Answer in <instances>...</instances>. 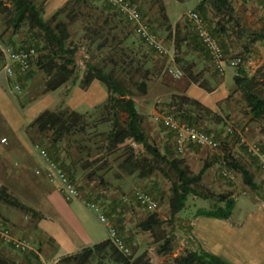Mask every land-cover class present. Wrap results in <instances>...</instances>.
I'll list each match as a JSON object with an SVG mask.
<instances>
[{"label": "rangeland", "instance_id": "rangeland-1", "mask_svg": "<svg viewBox=\"0 0 264 264\" xmlns=\"http://www.w3.org/2000/svg\"><path fill=\"white\" fill-rule=\"evenodd\" d=\"M0 1L9 5L8 0ZM34 1L38 6L46 9L44 16L48 19L54 10L62 7L68 0ZM202 1L206 13L204 15L206 27L221 45L225 56L230 59L240 58L241 64L239 65L247 66V74L249 75L255 70L253 75L261 81L264 74V41L259 38L252 42L249 35H254L264 29V2L262 0H230L234 19L229 22H226V17L213 14L208 0H134V3L148 19L153 31L171 49L173 58L170 61L168 57L154 53L136 36L117 7L106 4L103 0H88L86 3L79 4L76 20L69 26L71 34L69 41L78 48L75 54L77 66L73 77L64 83L65 86H59V90L44 92L47 76L43 68L36 64V58L40 53L38 50L29 70L24 74L20 91L7 84L5 88L7 96L11 99L10 101H16V97H18L20 103L27 105L29 109L41 108L45 105V101L57 103L58 100H61L55 111L64 108L72 110L65 104V101L68 99L80 101L84 98L87 88L83 90L79 86V77L86 60L96 62L105 70H111L116 76L122 78L125 84L131 88L133 81L143 80L146 82L147 91L141 93L132 88V97L135 105L137 104L138 108L144 112L143 130L158 149L164 152L167 146H172L171 134L160 123L154 121L153 114L169 112L178 116L177 100L171 99V96L185 94L183 88L187 79L182 69L183 76L181 78L171 76L167 69L172 64L177 66L175 59L180 58L185 64L192 66L197 79L206 85V89L211 87L210 84L215 85L221 76V72L216 70L212 58L196 40L194 26L186 17V13L196 9L198 2ZM88 12L98 16V22H102L106 15L112 18L109 31L103 28L98 36L94 37L95 43L90 42L87 37L89 33L86 26L91 22L89 15H86ZM62 17L64 18L63 15ZM58 18L60 19L59 16ZM217 20L225 25L227 30L225 33L219 32L217 29ZM235 20L239 24L238 26L234 24ZM175 36L185 38L180 41L179 50H176L172 44ZM104 38H107L103 41L104 47L96 48V44L102 42ZM24 41L30 42L26 28L22 27L17 33L12 32L6 15L0 12V61L2 48L19 46ZM237 66L234 67L235 70ZM211 70L216 71L218 76L205 79L203 71L210 72ZM228 72L233 73V68H229ZM261 87L264 89V81ZM231 94L234 95V100L230 110L224 111L221 107L212 109L206 106L204 109L194 108L198 114L195 117V123L198 127L216 135L219 141L218 148L207 149L190 146L184 153L175 154V156L182 158L194 173L202 167L204 162H211V166L203 174L196 189L215 193H230L237 201L231 216L227 220H215L214 226L209 225L210 228L207 231L210 232L220 227L230 231L229 247L227 248L229 263L259 264L264 263V171L260 169L254 158L247 155L239 142L238 133L264 150V123L249 118L250 115L244 100L237 93L232 92ZM35 99L37 101L34 102ZM105 100L98 104L96 109L91 108L87 111L93 117L88 121L87 128L83 133L78 132L56 145L50 143L49 133L40 134L34 128H29L28 134L33 139L34 145L54 154L65 168L70 167L67 173L68 175L72 174V182L79 190L78 198L94 202L99 208V211H96L86 203L83 204L88 210H91L93 218H90V221L85 223L86 225L93 226V230L102 232L105 237H108V227L98 217L100 212L110 224L112 223L119 230L120 236L131 248L132 256L144 252L146 254L144 258L148 264H151V259L153 260L152 264H172L174 253L180 254L185 249L200 247L191 231L190 221L194 218L197 208H209L216 200L214 197L195 198L189 195L184 209L176 214L173 223L170 224L168 200L171 180L167 179L154 166L155 160L151 155L145 153L140 144L135 143L132 144L134 149L132 155L124 153L123 150L110 155L104 154L103 132L110 127V121L108 116L103 118L105 121L102 119L100 121L97 118L101 114L106 115V112L101 108ZM191 109H193L192 106ZM21 114L24 115L22 111ZM96 119L99 123L94 125L93 121ZM227 127H232L234 133H227ZM0 133L6 136L8 134L3 129H0ZM35 150L38 154V148ZM226 154H230L250 167L254 180L259 185L256 191L242 183L239 173L226 167L223 160ZM123 166H148V168L144 172L145 175H140V169L131 171V167L124 168ZM28 167L26 173L21 174V177L14 178V174L10 176L12 179L8 177L9 185L16 184V186H11L7 190L19 201L34 208L33 206L37 205L35 198L37 190L35 185L30 184L31 181L40 179L39 175L41 174L35 173L37 168L34 169V166ZM3 175L0 174L1 179L4 177ZM48 182L50 181L48 180ZM50 184L53 183L50 182ZM138 189L146 190L153 196L156 202L154 210L147 211L135 201L133 194ZM247 200H249L248 203ZM3 211L11 214L14 220L7 221L0 216V224L10 227L16 236L29 240L31 245L29 251L38 254L43 264H53V261L56 260V256L52 254L55 244L50 239L51 237L42 235V230L37 228V216L25 213L0 200V212ZM152 212L156 213L163 222L161 227L155 229V233L158 235L169 233L173 236L175 249L169 255L156 254L157 243L154 241V236L147 231H142L139 227V223ZM219 239L221 240V236ZM29 251L19 252L0 240V256L11 260L14 264H28L25 254ZM97 261L93 260L90 264H98ZM100 264L112 263L106 258L102 259Z\"/></svg>", "mask_w": 264, "mask_h": 264}, {"label": "trees", "instance_id": "trees-1", "mask_svg": "<svg viewBox=\"0 0 264 264\" xmlns=\"http://www.w3.org/2000/svg\"><path fill=\"white\" fill-rule=\"evenodd\" d=\"M87 1L88 0H68L62 7L54 10L48 19L44 16V9L41 6H38L34 0H8L9 5H5L0 1V12L6 15L12 32L17 33V31H19L22 27H25L26 32H28L30 36V42L32 44L24 41L21 45L14 47H33L35 52L38 50L40 51L38 56L36 54L37 58L36 56L35 58L36 64L43 68L47 76L44 92H50L57 89L75 74L77 66L75 54L78 48L69 41L71 35L69 26L76 20V16L78 14L77 8L79 7V4L86 3ZM127 1L135 4L134 0ZM208 4L215 16L226 17V22L233 21V7L230 0H208ZM138 9L141 12L139 7ZM193 10L197 11L205 21L204 15L206 13L203 1L198 2L196 9ZM141 14L145 17L142 12ZM86 15H89L91 20L90 24L86 26V30L89 33L87 34V37H89L90 42L95 43L94 37L96 35L98 36L103 28H106L107 31H109L111 28L110 24L112 18H109L106 15L102 22H98V16H95L93 13L88 12ZM234 22L237 26L239 25L236 20ZM127 24L129 23L127 22ZM216 26L219 32L222 31L225 33L227 31L225 25L220 20H217ZM195 36L198 43L202 46V48H204L196 31ZM249 36L251 37L250 41L252 42L259 38L264 41V29H261L258 33ZM106 39L107 38H104L102 42L96 44V48H103V41ZM184 39L185 38L177 36L174 37L172 44L176 50L180 49V41ZM222 51L224 50L222 49ZM34 59L30 62V66ZM175 62L177 66L183 70L184 76L189 81L197 84L199 87H205L204 83L197 79L191 65L185 64L182 60H180V58H176ZM27 71L20 72L15 69V79L19 82L20 89L22 88V83L24 81V74H26ZM93 80L101 82L108 92L107 98L101 106L104 112H106V115L101 114V116L97 118L100 121L101 119L102 121H105L103 118L108 116V120L110 121V127L103 132L102 139L104 143V154L110 155L123 150L124 153L132 155L134 151L132 144L135 143L140 144L144 152L151 155L152 159L155 160L154 166L157 167V169H159V171L162 172L167 179L171 180L170 197L168 200L169 223L172 224L176 214L184 209L189 195H192L195 198L214 197L216 200L209 208H197L194 212L195 217L204 216L216 219H227L230 217L235 206V199L230 193H215L211 191H199L196 189V186L200 183L203 174L211 166V162H204L202 167L194 173L182 158L175 156V154L179 153L176 152L171 132L172 146H167L165 151L162 152L158 149L154 142L149 139L143 130V114L136 109L135 101L132 96L134 88L141 93H145L147 91L146 82L143 80L139 82L133 81L131 84L132 89L130 86L125 84L122 78L116 76L111 70H105L103 66L98 63L86 60L82 74L79 77V86L84 90ZM233 81L234 88L232 92L239 94L244 100L247 112L251 116V119L264 123V89L261 87L262 82L264 81V74L261 77V82L255 75L249 76L243 65H238L236 67L235 75L233 76ZM171 99H175V101L177 100V105L179 107L177 113L178 116L173 115L180 121L198 126L195 123V117L198 116V114L195 112L194 108L204 109L205 106L198 100L185 94H173ZM97 106L95 107L97 108ZM191 106L193 109H191ZM92 117L91 113L87 111L80 113L66 108L59 111L45 109L29 124L28 129L34 128L40 134L49 133L50 143L52 145H56L62 140L69 139L70 137L76 135L78 132L83 133V131L87 128L88 121ZM97 119L93 121L94 125L99 123ZM205 131L213 134L217 139L214 133L207 130ZM190 146L198 147L195 145ZM50 154L68 175L67 171L70 170V167L67 166V168H65L58 157L54 156L52 153ZM223 160L229 170L240 174L241 181L244 185L253 191L258 189L259 185L254 180L253 173L248 166L230 154H226L223 157ZM123 167H131V171L138 168L141 170L140 175H145L144 172L148 168V166ZM71 175H68V177L71 181H73ZM144 191L153 198L148 191ZM0 200L8 205L19 208L25 213H31V215L37 216V220L41 218L40 213L11 195L6 186H4L1 182ZM89 202L90 201L86 200V203ZM162 223L163 222L158 218L157 214L152 212L139 223V227L142 231H147L154 236V241L157 243L155 246L156 254L169 255L175 249L173 236L169 233L167 235H158L155 233V229L161 227ZM111 225L113 226L112 223ZM113 228L117 236L122 240L124 248H126L127 251L119 249L112 242V240L107 237L105 240L92 246H86L76 252L62 255V257L58 259L55 264H90L93 260H98L97 263L100 264L101 260L106 258L112 264H148V261L144 258L146 255L144 252L132 256L131 248L120 236L119 230H117L115 226H113ZM50 239L52 240V238ZM25 259L28 264H43L38 254L33 251H29L25 254ZM172 262L174 264H231L218 255L205 251L201 247H198L197 249H185L180 254L174 256L172 258ZM0 264L14 263L11 260L0 256Z\"/></svg>", "mask_w": 264, "mask_h": 264}, {"label": "crops", "instance_id": "crops-1", "mask_svg": "<svg viewBox=\"0 0 264 264\" xmlns=\"http://www.w3.org/2000/svg\"><path fill=\"white\" fill-rule=\"evenodd\" d=\"M44 10L46 12V9ZM246 67L247 66L244 65L247 72ZM229 68H233V73L228 72ZM254 71L249 74V76L253 75L255 73ZM235 72L236 70L234 67L225 66L220 74L219 81L215 85L210 84L211 87L208 89H206V87H199L197 84L186 79L183 91H185V95L198 100L206 107L212 109H220L219 107H221L224 111L230 110V106L234 100V95L231 93L234 88L233 76ZM203 73L205 74V79H212L218 76V73L214 70L210 72L203 71ZM7 84L10 83L6 75L0 71V129L8 132L7 136L0 133V174H4V177L2 179L0 178V182L9 189L11 186H16V184L9 185L10 179H12L10 176L12 174H14V178L21 177V174L26 173L27 168H29L28 166H34V169L44 170V162L40 158L39 152L36 154V145H34V141L29 136L27 130L29 124L43 110L48 109L55 111L60 105L61 100H58L57 103L45 101L43 107L29 109L27 105L20 103L18 97H16V101H10L11 99L7 96V90H5ZM61 86H65V84ZM204 86L206 85L204 84ZM59 89L58 87L53 91ZM107 95L108 92L105 86L98 80H93L87 87L82 100L71 101L68 99L65 101V104L72 110L84 113L104 101ZM37 99H35L34 102L37 101ZM15 102L17 103L15 104ZM136 109L141 114H144V112L138 108L137 104ZM21 111L24 115L21 114ZM249 118H251V116H249ZM2 138H5L4 142L1 141ZM189 147L190 146H188L187 149ZM39 177L40 179L31 181L30 184L32 186L35 185L37 190L35 195L37 205L33 207L41 214V218L36 224L37 228L42 230V235L51 237L55 244L52 254L56 256V260L53 261V264H55L58 257L62 255L76 252L86 246H92L107 238L102 232L93 230V226L85 224L92 218L91 210H88L83 205L86 203L85 199L76 198L67 201L58 190L57 186L55 184H50L43 176V172ZM255 197L257 196L255 195ZM236 201L237 199L235 198V204ZM248 202L249 200H247V203ZM0 216L7 221L14 220L11 214L5 213L4 211L0 212ZM215 220L219 219L194 216L190 221L191 231L194 234L198 246L227 261L229 256L227 248L229 247L228 240L230 231L228 229H222V227L210 232L207 231L210 228L208 227L209 225L214 226ZM220 236L221 240L219 239ZM224 241L226 242L221 244V242ZM176 255L177 253L173 254V256ZM150 262L152 264L153 260L151 259Z\"/></svg>", "mask_w": 264, "mask_h": 264}, {"label": "built area", "instance_id": "built-area-1", "mask_svg": "<svg viewBox=\"0 0 264 264\" xmlns=\"http://www.w3.org/2000/svg\"><path fill=\"white\" fill-rule=\"evenodd\" d=\"M106 3L117 7L119 12L125 18V20L130 24L133 32L136 36L154 53L168 57L169 61L173 58L171 49L167 47L163 39L153 31L151 25L145 17L142 16L138 7L128 2L127 0H103ZM252 1V0H247ZM264 1V0H263ZM187 19L193 24L194 29L197 33L199 40L202 42L205 50L212 58L214 66L217 71L222 72L225 66L235 67L241 64L240 58H227L223 53L219 42L215 37L208 31L204 19L195 10H189L186 13ZM1 61H0V71H2L10 86L15 90H20V84L15 79V69L20 72H25L30 68V62L35 58L36 52L33 47H14L7 46L1 49ZM167 72L175 78H181L183 76L182 70L175 64H172ZM154 121L160 123L164 128L172 133L176 152L182 154L185 152L188 146L195 145L200 148L216 149L219 146V141L214 137L213 134L207 133L205 130L201 129L196 125L189 124L184 121H180L177 117L169 112H155L153 114ZM227 133H234L232 127H227ZM239 142L244 147L246 153L254 158L258 166L262 171H264V150L256 143L251 142L244 135L238 133ZM1 141H5L2 138ZM38 148L39 156L44 162V170L37 169L36 174H41L43 172L44 176L51 183L55 184L65 200L71 201L79 197V190L72 182L64 169L60 164L54 159V157L44 148ZM226 174V173H224ZM135 201L143 208L152 211L155 209V200L144 190H136L133 194ZM91 208L99 211V208L94 202L87 203ZM99 219L108 227V237L112 242L119 248L124 249V244L122 240L117 236L113 226L106 219L104 215L100 212L98 213ZM0 240L11 248L19 251L26 252L31 248L29 240L22 238L13 234L10 227L0 225Z\"/></svg>", "mask_w": 264, "mask_h": 264}]
</instances>
